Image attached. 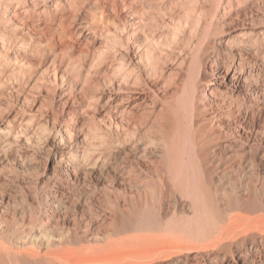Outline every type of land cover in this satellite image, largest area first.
<instances>
[{
    "label": "bare ground",
    "instance_id": "1",
    "mask_svg": "<svg viewBox=\"0 0 264 264\" xmlns=\"http://www.w3.org/2000/svg\"><path fill=\"white\" fill-rule=\"evenodd\" d=\"M76 1L0 0V39L19 44L3 55L0 42V264H264V130L254 119L264 103V67H255L253 52L258 39L214 36L209 19L221 0H203L172 22L163 41L153 33L154 48L147 41L126 59L112 33L119 24L108 23L106 5L116 0H107L95 15L103 25L88 26L90 41L102 43L98 57L117 59L114 71L129 61L145 78L160 65L154 50L167 48V61L172 48L173 89L159 97L135 83L110 107L114 97L101 104L99 87L77 84L75 91L85 89L81 110L70 106L74 92L65 109L28 116L36 91L59 75L48 60L33 64L26 50L60 53L52 37L30 27V13L50 19ZM140 20L134 14L131 27ZM40 157L43 170L32 167ZM10 160L17 166L7 167Z\"/></svg>",
    "mask_w": 264,
    "mask_h": 264
},
{
    "label": "rangeland",
    "instance_id": "2",
    "mask_svg": "<svg viewBox=\"0 0 264 264\" xmlns=\"http://www.w3.org/2000/svg\"><path fill=\"white\" fill-rule=\"evenodd\" d=\"M110 1L107 2V0L106 1L105 0L104 1L103 0H97V1L96 0H88V1L78 0L75 2L74 8L72 10L69 9L68 7H65V9L60 10L57 14L56 13L54 14V12H52L53 9L50 7L49 11L52 12L50 19L45 18L43 14L38 15V13H35V14L33 12L30 13V16H32V18L29 17V22L30 23L32 22L30 24V27L33 26L32 29H34V31H36L37 33H41V31L43 30L42 33L44 32L45 34L44 33L43 34L45 36H47L48 38L52 37L56 41V44L58 45L60 49V53L59 55H57L58 58L57 56L55 58V56H53L51 53L40 50L39 46H36L37 49L35 48V46H30L31 50L30 48L26 50V52L29 54L27 55L30 56V59L32 60L33 64L38 66L41 63H46L48 60L47 63H51L50 64L51 67L54 70L57 69L56 73L59 75L58 76L59 78L57 77V80H54V79L46 80V82L42 86L43 87L42 91H39V93L38 91H36L37 92L36 95L38 96V99L26 107V112H27L26 114L28 116L32 112H35L36 110L38 111V114H42L46 111L48 112L51 110L60 111L62 109H65L66 106L72 102L74 98L73 97L74 92H76V96L78 95V98H76L77 101H75L74 105L70 104V106L72 107L77 106L75 107V109L81 110L80 109L81 105H79L81 104L80 102L81 93L83 94L85 89H81V91L80 90L75 91V89L77 88V84L81 86L85 84L86 87L90 84H93L95 87H99L100 91L97 94L98 95L100 94L102 96L99 99L101 104L102 103L105 104L107 102L106 100H108L110 96L114 97V99L112 100L110 99V101H108V104L110 107H113L116 103H118V100H120L122 97L131 95V87L135 83L136 85H133L135 89L148 90L150 95L153 92H156L159 97L163 96L166 90L173 89L172 87L173 85L171 86L169 84V83L171 84L173 83L172 82L173 78H169L167 75L168 74L167 72H169L167 70L171 71V70H176L175 68H177V55H176V51L172 48H171L172 50L169 49L170 50L169 56L172 57L171 58L172 60L168 56L169 60L167 61H166V54H168L169 52L168 51L167 53H165L167 48L165 49L164 52H163V49L160 52L158 50H154L155 51L154 55L156 56V59L158 58L157 59L158 63L156 66L158 67V65L160 64L159 65L160 69L156 68L155 66L153 67V65H151L152 69L155 68L156 71L154 73H156V75H154L153 73L149 77H145V78H144L143 73H141L139 67L138 68L134 67V69L131 70L132 68L131 62L129 61L126 62L127 65L125 64L127 68L123 66L122 68L118 69L119 71L118 70L114 71V68L117 65L116 64L117 59L116 61H114L112 59L110 60L109 57H107L108 59L106 58V60H104L105 56L107 55H102V57H98V54L96 52L97 47H98L97 44H99L100 46L102 43L99 40L94 41V43L90 41V40H93L91 38L93 34L91 30L88 29V26L90 27L94 26V29H97L95 27H98V24L103 25L101 20L95 15L98 14L102 6L109 3ZM137 1L138 2H136V0H116L115 3L117 6L115 5V3L114 4L109 3L108 7L106 5V11H107V14L110 20L108 22L110 24L109 26L113 28V24L110 23L111 21H113L115 25L119 24V25H116V30L112 32L114 33L113 35L118 45H122L123 43V48L120 50V52H117V53L119 55L121 53L122 55L125 56L126 59L129 56H131V51L132 53L135 52L136 50L135 47L137 46H140L141 49L142 48L145 49V45L143 44L150 42L149 44L152 46L151 48H154L153 44L155 40L152 38L153 35L157 36V37L154 36L155 39L159 37L157 40L158 42L163 41L166 38V36H168V34L170 35L169 31L172 30L174 26L173 24L177 22L179 18H184L188 14H191L190 12H192L191 10L193 7L198 8L200 5H202L204 1L205 2L203 3V5L209 4L207 0H204V1L202 0V2L201 0H197V1L195 0L194 1L193 0H184V1L183 0H137ZM227 1L229 2L230 0H227ZM227 1L221 0L220 2L221 4H219L217 8L214 7L212 9V13H214L215 15L214 14H213L214 16L211 15V18L209 20H212L213 22L214 27H212V32L214 36L217 35L216 36L217 38L219 37L221 38L223 37V35L224 37H226L228 34L237 35L238 33L240 34V33L245 32L247 33L246 37L252 36L253 39H258V41L254 44V48H253V52H256L258 56V60H257L258 63H256L255 67L258 68V66L261 64L264 67V36H263L264 35V0H251V1L241 0L240 5L237 3L238 0L237 1L232 0L230 1L231 4H234L231 6L232 8L230 7V4H228ZM124 2H126L125 3L126 5H124ZM243 3L245 5H243ZM113 7H116V8H113ZM11 8L13 9V7ZM184 8H185V11L183 12ZM215 9L216 11H214ZM224 9H226V11ZM181 11L184 14L183 17L181 16L183 15ZM8 14H10V11ZM134 14L139 19H142L144 21L140 20L139 25L137 24L138 26L133 25V27H131V19L132 17H134ZM142 15L144 16V18ZM72 17L74 18V20ZM82 23L86 24L87 27L79 28V25ZM38 28H39V31H38ZM255 31H257V33ZM256 34L257 36L255 37ZM143 39H145V41ZM4 40H6L7 42L0 39V42L3 41L1 45L4 47L3 55L8 54L11 51L18 52L17 49H18L19 44L16 42L14 43L15 38H10L8 40L4 39ZM132 42L134 43L131 44ZM7 43H10V44H7ZM32 47H34L35 49ZM115 53L116 52L113 51V57L118 58V55H114ZM221 60H222V57H221ZM54 64H55V68L53 67ZM50 70L52 71L51 68ZM140 73L142 74L141 75L142 77L140 76ZM101 75H103L104 77ZM170 77H173V74ZM89 79L93 80V83H90ZM137 81H138V85H137ZM46 89L48 90L46 91ZM261 107H262L261 109L262 111L259 112V114L257 113L255 115L256 118L254 119H257L256 122H257V126H259L258 128L260 130H264V103ZM82 118L84 119L85 116H82L80 120H83ZM87 118L88 116H86V119ZM254 119H251L250 123L247 124V129H249L250 131L252 130V128L254 129L255 127ZM117 121L125 122V120H122V119H117ZM24 149L25 148H22V151H24ZM40 158H41V161H36L35 163L32 164L33 165L32 167H36V168H39L40 170H43V168H45L44 158L42 157ZM10 162H7V167L17 166L15 162L11 160Z\"/></svg>",
    "mask_w": 264,
    "mask_h": 264
}]
</instances>
